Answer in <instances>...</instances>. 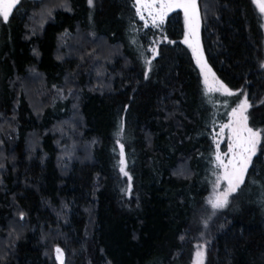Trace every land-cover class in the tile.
Returning a JSON list of instances; mask_svg holds the SVG:
<instances>
[{"label": "trees", "instance_id": "1", "mask_svg": "<svg viewBox=\"0 0 264 264\" xmlns=\"http://www.w3.org/2000/svg\"><path fill=\"white\" fill-rule=\"evenodd\" d=\"M53 1L21 0L0 20V264H61L57 248L63 264H189L196 242L202 264H264V43L252 0H198L205 60L232 95L206 94L178 11L145 25L132 0ZM89 32L92 46L66 56L68 38ZM243 97L260 143L227 205L194 226L216 172L214 132ZM71 113L78 124L62 128Z\"/></svg>", "mask_w": 264, "mask_h": 264}, {"label": "snow or ice", "instance_id": "2", "mask_svg": "<svg viewBox=\"0 0 264 264\" xmlns=\"http://www.w3.org/2000/svg\"><path fill=\"white\" fill-rule=\"evenodd\" d=\"M21 2V0H0V20L3 22H7L9 20V16L13 13V9L17 7V5ZM141 0H137V4H140ZM253 3L257 5L259 11L264 13V0H253ZM89 4H92V0H89ZM142 7L151 9L154 7L153 4H143ZM174 7L183 8L185 14V23L188 31L185 34L184 43L188 44V46L192 49V54L194 59L196 60L197 65L201 69V74L204 76V84L206 86V94L212 91H220L232 95L234 93L229 92V90L223 85L220 81L215 79L214 74H212L213 85H209V73H211V69L207 67L206 62L203 61V53L199 46L198 40V29H199V15L197 10V2L196 0H161L160 3V22H163L164 9L167 8L171 10ZM141 8H137V13L140 14ZM143 19V16H141ZM153 23H156V18L153 17ZM153 54L155 55V50H153ZM149 66L151 65V61L146 62ZM264 67V65H262ZM145 77L147 78V72L145 73ZM249 107L247 103V99L241 101L238 108H234L232 113L230 114L229 124L224 125L221 129L223 132L224 128L230 129L229 140V151L232 153V158L228 161L227 164L223 163L221 156L217 154V167H221L223 169L222 175L218 176L217 181L214 185V189H219L220 180H224L227 182V188H225L222 192L214 190L213 197L209 199V203L211 204L213 209L223 208L228 203V197L231 193L237 191L240 185L243 183L244 174L247 171L249 164L251 163V158L255 155L256 147L260 143V138L262 135V130H253V128L248 127L247 125V116L245 115L247 108ZM122 132V126H121ZM121 160H120V171L125 176L128 173L125 171V161H124V153L123 146L121 145ZM227 155V154H225ZM129 181H131V177H129ZM131 185H129V188ZM203 246H198V250L196 252L197 259L194 261V264H202L203 259ZM57 260L63 264L62 256L63 253L61 249H56Z\"/></svg>", "mask_w": 264, "mask_h": 264}, {"label": "rangeland", "instance_id": "3", "mask_svg": "<svg viewBox=\"0 0 264 264\" xmlns=\"http://www.w3.org/2000/svg\"><path fill=\"white\" fill-rule=\"evenodd\" d=\"M132 1H133V4H134V8H135L136 14H137L138 18L143 22V24H145V25L146 24H154L153 23V17L156 18V23L160 22V3H161V0H141L140 4H137V0H132ZM53 2H54L53 4H56L55 7L61 6V1L60 0H58V1L56 0V1H53ZM196 2H197V10H198V15H199V25H200V10H199V7H198V0H196ZM252 2H253V0H252ZM143 4H153L154 7H152L151 9L145 8V7H142ZM253 4L255 5L256 9L258 10V12L261 15V26H262V31H263V43H264V13H261L259 11V8L257 7V5L255 3H253ZM138 7L141 8L140 14L137 13V8ZM163 11L165 13L163 15V17H165L166 14H168L170 12H173V11H178L179 12V14L181 16V19H182V22H183V37H182V40L184 42L185 34L188 31V28L186 27L185 14H184L183 8L174 7L171 10L165 8ZM141 16H143V19H141ZM30 18H31V16H30ZM30 21L32 22L33 20L30 19ZM68 39H69L68 41L70 43H72L73 46H72V49H66V51H65V53H67V54H65L66 56H76V54L74 52L75 47L80 48V46H82V45L83 46H89L90 44L92 46V41H94V37L90 34V32H89V34L88 33H84V34H81V35L74 34L73 36H71ZM198 40H199V46H200V48L202 50V43H201V37H200L199 29H198ZM186 45H187L188 49L190 50L191 55L193 57L192 49L188 46V44H186ZM93 47L96 48L98 51H102V52L107 51V46L103 42L97 41V39H95V44L93 45ZM202 53H203V50H202ZM112 54H113V56H118L116 53H112ZM202 59H203L204 62H206L205 57H204V53H203V58ZM193 61L195 63V66L198 69V72L200 74L202 83L205 86V84H204V76L201 74V69L197 65L196 60L194 59V57H193ZM206 64H207V62H206ZM263 64H264V59H263ZM207 67L210 68L208 64H207ZM212 74H214V73L211 70V73H209V85H213ZM28 76L30 78H34L35 75H34V73L29 72ZM214 76H215V74H214ZM215 79L218 80L216 78V76H215ZM100 85H101V87L104 86V84H101V83H100ZM225 87L229 90V92L233 91L229 87H227V86H225ZM64 92H66V88H63L62 90L53 89L52 90V98H51V100L52 101H60ZM220 92H224V91L220 90ZM224 93H226V92H224ZM242 100H244V97L241 98L230 109V111L228 113V116H227V119L223 123H221L220 126L214 132L213 142H214V159H215V164H216V172L212 173L211 176H210V179L207 180V182H208V192L206 193L207 195L204 197V200L202 202L201 207L199 209L194 210V212L192 213L191 223L194 226L201 227L202 225H204L205 221L209 219L210 215L214 211V209L212 208L211 204L208 202L209 199H211L213 197L214 190L222 192L228 186L226 181L220 180L219 189H214V185H215V183L217 181L218 176L222 175V173H223V169L221 167H217V163L218 162L216 160V156H217V154H219L221 156V159L223 160V163H225V164H227L228 161L232 158V153L229 151V143L231 142L229 140L230 129L229 128H224L223 132H221V129H222V127L224 125L229 124L230 114L232 113V110L234 108H238V106L240 105ZM245 115H246V113H245ZM69 121H70V123L68 125H61L62 128L66 127V128L71 130L73 128V125L78 124V118L75 115V113L74 114L73 113L70 114ZM62 128H59V129L57 128L58 130H56V132L58 134L63 133V129ZM51 130H55V129L53 128ZM63 149L64 148H61V151L58 154V156H59L60 159L61 158L62 159H67L68 156L63 154ZM225 154H227V155H225ZM120 160H121V155H120ZM195 238L197 239L198 237H195ZM201 245H202V242L201 243L200 242L193 243V245H192L193 246V250H191L192 251V256H191L189 264H194V261L197 259L196 252L198 250V246H201Z\"/></svg>", "mask_w": 264, "mask_h": 264}]
</instances>
